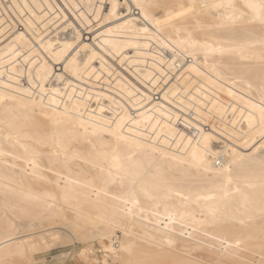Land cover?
Returning <instances> with one entry per match:
<instances>
[{
  "label": "bare ground",
  "instance_id": "obj_1",
  "mask_svg": "<svg viewBox=\"0 0 264 264\" xmlns=\"http://www.w3.org/2000/svg\"><path fill=\"white\" fill-rule=\"evenodd\" d=\"M62 1L0 0V264L95 241L116 264H264V0ZM81 27L153 84L178 70L184 112L108 76Z\"/></svg>",
  "mask_w": 264,
  "mask_h": 264
},
{
  "label": "rangeland",
  "instance_id": "obj_2",
  "mask_svg": "<svg viewBox=\"0 0 264 264\" xmlns=\"http://www.w3.org/2000/svg\"><path fill=\"white\" fill-rule=\"evenodd\" d=\"M9 1H11V0H3V2L5 4H7V5H9V3H10ZM57 1L59 3L61 2L60 4L65 8V10L67 12H70L69 9H68V7L65 5V3L62 0H57ZM10 14H12V12H10ZM13 15H15V14H12L11 16L14 17L15 21L18 23L19 20L16 19V15L15 16H13ZM69 16L74 20V22L76 24L80 25V23L77 21V19L74 16V14L69 13ZM9 21H11L10 18H9ZM8 23H10V22H8ZM7 24H5V25L3 24V25L6 26ZM16 28L18 30H21L22 28H24V26H23V24H21V22H19L18 23V26ZM17 29H15V30H17ZM81 29H83L82 30V32H83L82 39L84 38L87 42H90V43L94 44V46L96 45V47H98L99 49H101V52H103L104 55H106V58L110 61V63H112V67H113V71H111L112 76H111V74H109L108 76H110L112 78V77H114L113 76V72L120 71L123 74H125L126 76H128V78H130L140 89L142 88L141 90L143 92L145 91L147 94H150L151 95V100H163V102H166L170 106H173V107H176V108L179 109V107H177L171 101L167 100L166 98H163V93L167 89L168 85L171 82H173L174 77H175V75H176V73H177L178 70L175 73H172V75L169 78H167V79L165 78V76L167 77V74L169 75V73H168L169 71L168 72H165L164 73V76L163 75L162 76H159L160 75L159 72L158 71L156 72V70H155L153 72L154 73L153 74L154 79H156L155 78L156 76L161 77V78L160 79H157L159 81L156 80V82H157L156 84L155 83L153 84V82L150 79H144L140 75V73L135 70V67H136L135 64H129L127 58L130 55H132V53H130L125 60L120 61V58H121L120 55H117L116 54V56H112L107 50L102 49L101 47H99L96 44V42L93 40L94 39V31H91L90 32L89 30H85L83 27H81ZM22 30H25V29H22ZM140 32H141V30L139 31V33ZM29 36H30V34H29ZM30 37L33 38L32 36H30ZM130 37H134L136 40H139V41H144L146 39V37H143V36H130ZM2 40H4V39H2ZM34 41H35V43H37L36 42L37 40H34ZM138 48H139L138 46H131V47L128 48V51L132 52L133 51L132 49L138 50ZM147 48L152 49L151 46H149ZM25 55H26V53H24V52H21L20 54H18L16 56V60L17 61L15 63H19L23 59V57ZM148 58L151 59V57H148ZM156 60L154 59V61H156ZM189 60H191V59H189ZM94 62H95L96 65H97V63H99L98 60H94ZM159 62L156 61V63H159ZM147 64H148V62L145 63V66ZM162 64H160V65L165 66L164 63H162ZM60 68L61 67H59V66L57 67L56 66V69H60ZM165 68H166V66H165ZM139 69H144V68L142 67V65L141 66L139 65ZM110 77H109V79L112 80L113 78L111 79ZM112 81L111 82H108V85H109V83H111L110 86H108V85H106L107 83L104 82L102 78H96V79L95 78H90L88 81L87 80H84V81L79 80V82H83L84 83V84L82 83L84 85V86L82 85L83 87H86V89L88 87V90L90 89L92 91H103V90H106L107 89L108 92H110V90H111V94L112 95L114 94L113 95L114 97L116 96V98H118V96H119L118 99H121V98L124 99L122 96L120 97V93H117L116 91L110 89L111 87L113 88ZM107 86L110 87V88H108ZM112 91H114L116 94L114 92H112ZM140 100H142V99H140ZM145 103L146 102H142L141 104H139L136 107H133V106L131 107V105H128V106L130 107V110L132 112H134L139 107L143 106ZM179 110H181V112H184V110H182V109H179ZM190 111H192V110H190ZM190 111L189 112H186L185 111V113H187L188 117H186L185 115H183L182 113H180L179 119L176 122H177V126H180L182 128H186V129H188V130L191 131L194 128V126L190 127L191 125L185 124L183 122V120H182V119H184V120L187 121L188 119H191V117L192 118L194 117L193 115H191ZM202 124L204 125V129L205 130H207L209 132H215V129L212 128L210 122H204ZM220 135H222V138L219 137V140L218 141H222L223 137H225L222 133ZM259 143H260V141H258V140L255 141V142H253V143H251V144H249V145H243L242 143H239L238 144V147L243 152L249 153ZM119 234L121 235L120 232H119ZM94 245H95V251L93 253H91V252H88V253L87 252H85V253L81 252L82 247H81V244L79 242H76L74 244H71V245L65 246V247H56V248L50 249L47 252H43V253L37 254L38 256L36 255V258H35L36 260L38 259L36 261V264H116L109 256L104 255L105 253H104V251H102V249H101L98 241H95Z\"/></svg>",
  "mask_w": 264,
  "mask_h": 264
}]
</instances>
